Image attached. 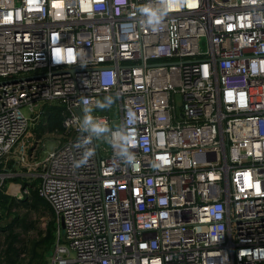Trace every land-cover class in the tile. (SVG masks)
I'll return each mask as SVG.
<instances>
[{"label":"built area","instance_id":"obj_1","mask_svg":"<svg viewBox=\"0 0 264 264\" xmlns=\"http://www.w3.org/2000/svg\"><path fill=\"white\" fill-rule=\"evenodd\" d=\"M46 104L63 136L36 164L24 134ZM9 175L38 178L47 264H264V0H0Z\"/></svg>","mask_w":264,"mask_h":264},{"label":"rangeland","instance_id":"obj_2","mask_svg":"<svg viewBox=\"0 0 264 264\" xmlns=\"http://www.w3.org/2000/svg\"><path fill=\"white\" fill-rule=\"evenodd\" d=\"M96 100L100 103L106 102L111 112L114 109V105L116 103V99L113 96L105 97L99 95L96 97ZM46 106L49 105L46 104ZM20 110L24 115L28 113L26 107H22ZM100 110L102 111V108L97 107V111L100 112ZM39 118L40 114L38 110L36 111L35 117H33V120L31 121L29 127L27 128L24 134L25 141L30 143V146L35 145V157L32 162H36V164H39L38 162H41V160L45 158L46 153L52 148H54V146H56L60 142L63 136L62 130H52L49 132H43L40 135H36V133L34 132V127L36 126ZM98 143H100V141H98ZM5 162H3L2 164H5ZM33 169H31L30 173H38L37 167L35 168L34 166ZM12 170L15 171L16 174H21L24 169L23 167L21 169V166L14 162V164L12 165ZM9 172L12 171H8L7 173ZM10 176L13 175L4 176L3 178ZM5 185L6 186L4 192L8 194V183ZM8 191L14 192V187H10ZM17 195L18 193L14 196ZM26 204L27 205L25 206L19 205L15 207H10V211L8 213H5L4 211L0 210V253L3 249V236L5 234L2 230L6 226L11 224L13 218H16L19 221H24L30 226L28 229L25 230H21L20 227L12 226V231L19 234L17 246L21 249V251L17 259L18 264H47V253L51 250L50 242L52 244V240L54 238L53 229V237L51 239V230L53 226L52 216L49 213L43 212L42 210L32 208L29 205V201ZM0 264H5L1 257Z\"/></svg>","mask_w":264,"mask_h":264},{"label":"trees","instance_id":"obj_3","mask_svg":"<svg viewBox=\"0 0 264 264\" xmlns=\"http://www.w3.org/2000/svg\"><path fill=\"white\" fill-rule=\"evenodd\" d=\"M40 118L37 121L36 126L34 127V132L36 135H40L43 132H49L52 130H62L61 120L64 116L63 110L59 105H43L40 110ZM12 161L8 160L6 167L12 170ZM38 180L37 177H28L23 175H14L10 177L3 178L2 183L0 184V210L8 213L10 207L15 206H25L29 201V205L32 208L42 210L43 212L49 213L52 216V212L48 204L40 197H38L34 190V185ZM9 182L19 183L20 186H27L28 194L23 195L21 198H15L11 195L6 194L5 184ZM53 225V222H52ZM12 226L20 227L21 230L28 229L30 226L22 220L13 218L11 224L6 226L2 231H4L3 236V249L0 253L5 264H18V256L20 255L21 249L17 246L19 234L12 231ZM54 227L52 226L51 230V239ZM53 242V240H52ZM50 245L52 246L51 242ZM50 246V247H51ZM22 247V246H21ZM50 252V251H49ZM47 253V255L49 254Z\"/></svg>","mask_w":264,"mask_h":264},{"label":"clouds","instance_id":"obj_4","mask_svg":"<svg viewBox=\"0 0 264 264\" xmlns=\"http://www.w3.org/2000/svg\"><path fill=\"white\" fill-rule=\"evenodd\" d=\"M181 2H182V0H181ZM145 14L147 16L148 25L152 26L153 31H156L158 29L159 24L162 22L164 13L158 12V11H152V12L145 11ZM108 83H109L108 81H105L106 86L108 85ZM85 123L92 126L93 131L102 132L104 130L102 127L93 126L91 117L86 118ZM127 159L131 161L133 159V156L128 155ZM86 163H87V157L84 156L81 159L74 161L73 166L74 167H80Z\"/></svg>","mask_w":264,"mask_h":264},{"label":"water","instance_id":"obj_5","mask_svg":"<svg viewBox=\"0 0 264 264\" xmlns=\"http://www.w3.org/2000/svg\"><path fill=\"white\" fill-rule=\"evenodd\" d=\"M73 111H74V113L77 115L78 119H79L81 122H84V121H85V118H84V116H83V114H82L81 109H80L79 106H74V107H73ZM31 148H32V146H30L29 149H31ZM61 227H62V225H61Z\"/></svg>","mask_w":264,"mask_h":264}]
</instances>
